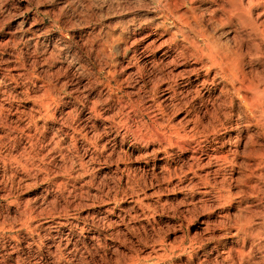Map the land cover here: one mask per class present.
<instances>
[{
	"label": "rangeland",
	"instance_id": "rangeland-1",
	"mask_svg": "<svg viewBox=\"0 0 264 264\" xmlns=\"http://www.w3.org/2000/svg\"><path fill=\"white\" fill-rule=\"evenodd\" d=\"M189 1L0 0V264H264V187L247 197L246 179L236 173L230 183L226 169L219 200L203 199L165 180V165L185 169L182 151L166 157L155 140L134 136L186 127L191 108L200 137L212 110L225 119L220 86L206 113L195 83L178 82L170 97L172 76L191 58L146 46L183 24L175 41L191 51L184 22L231 46L250 79L264 76V2ZM236 134L219 137L221 152L230 155ZM247 150L238 147L235 172ZM247 224L261 239L242 247L231 234Z\"/></svg>",
	"mask_w": 264,
	"mask_h": 264
},
{
	"label": "bare ground",
	"instance_id": "bare-ground-1",
	"mask_svg": "<svg viewBox=\"0 0 264 264\" xmlns=\"http://www.w3.org/2000/svg\"><path fill=\"white\" fill-rule=\"evenodd\" d=\"M258 1L260 4L264 2V0H254V2L257 3ZM250 3L252 2L250 1L249 4ZM190 7L191 6H189V9ZM234 7L236 6L234 5ZM236 10H238V7ZM198 22L199 21H194L193 24H190L189 22L188 23L184 22V24L186 25L185 27L194 35V37L192 36L193 39L191 40V49H192L191 51L185 52L186 49L180 46L175 41V33L181 34L184 30L183 24L176 26L175 32L171 34L169 33L170 35L168 34L169 37L167 36L168 37L167 40L163 41L162 39V42H159L158 45H156V42L158 40L154 38L150 40L146 46L159 48L162 45L168 44L170 45V47L174 48L173 49L167 47L168 52L171 49L173 51L176 50L178 54L177 56L181 60H185L186 57H189L192 60L193 65H189L187 68L184 67L183 69L180 70V72L178 71L177 74H174V76H172L171 78L172 84L168 85L167 87V89L171 92V94L169 93V91L166 92L167 94L166 98L169 96V94L171 95L170 96L171 98L173 97L174 93H176L175 90L173 89V86H177L178 82L182 84L183 88L188 83H195L192 86L195 93L194 95L199 102L200 110L206 113L208 111L207 102L215 94V91L217 90V86H220L218 90L219 94L225 95V97L227 98L226 101L227 104L225 103L227 107V112L226 111L221 112V114L224 115L225 118L224 121L220 120L221 117V116L219 117L220 112H218L215 109L212 110V112L209 113V116L211 117V123L209 124L210 129L208 135L209 134L210 135L208 136L207 134L206 135L204 134V136L202 135V137H200L198 136L199 127H201L202 124L199 126L200 120L198 119L197 113L196 111H193L191 108L188 111H186L185 117L187 119L184 122L186 123L185 125L186 127L183 126L180 128H176L174 126H169L167 132L166 131L161 132L155 129L153 131L150 130L151 132L149 131L150 133L148 134L137 135L138 133L137 134L135 133L134 134L135 139L143 143H146L149 139L155 140L159 145V152L165 155L166 157L169 156L172 148H175L183 152L186 161V167L184 170L181 169L179 170L180 171L179 173H176L174 171V168H170L166 165L163 167V171H165V174L167 176L165 180L170 181L174 177L177 184L180 186L179 187L177 185L179 188L187 189L188 191L196 190V192L200 194L203 197V199L212 198L215 200L216 199L219 200L222 194L220 193V190L217 187L216 180L217 178H219L220 174L223 171L229 169L230 178L229 177L228 178L230 183L235 179L234 175L237 173L238 175H240L241 178L243 177L244 179H246L245 181L246 190L247 188L249 189V193H246L248 194L247 197H257L259 195V192L261 193L262 191L261 187H264V149L262 150L254 149V146L256 145L260 146L259 144H257L255 138L261 137L262 141H264V87H261V85L264 86V76L261 75L262 77L258 78L260 80L256 79L257 81L250 79L246 74L247 72L244 71L242 60L240 59L241 56L239 54H236V51L232 49L231 46L229 47L227 44L224 43L221 44L219 41L212 40L209 36L204 34L205 32L203 33L202 28L200 27ZM216 22L219 23V25H223L225 21L223 19L222 20L219 19L216 20ZM157 25L155 26V29L159 27ZM162 26L163 23L160 24L161 28ZM234 30L235 28L230 31L232 32ZM164 31L166 30H163L162 33L161 32L158 33L159 34L158 37H162L164 35L163 34ZM148 35L149 34L147 33L146 36ZM199 42H202V44H200ZM161 55L165 57L166 52L162 53ZM168 57L169 56H167V58ZM257 57H260L261 60L260 63L261 65H264V54L262 55L259 54ZM198 69L201 70L202 72L201 74L198 73L197 71ZM202 89H204L203 93H201ZM233 106H237L236 107L237 110H234L235 107L233 108ZM250 128H254L256 133L255 135L249 133ZM128 129L129 127L126 124H124L123 132L125 134L129 133ZM233 132L237 133L235 135V140L233 141L234 149L229 152L230 155H227L226 154L227 152H221L222 148L224 147V142H221L222 139L220 141L219 137L222 134H226L227 136L226 138H228L227 141L230 142ZM246 135L248 137L247 141L245 140V138L247 139V137H245ZM209 137H212L213 141L207 145L208 146L207 148H201V143L202 142L208 143L207 140ZM135 139L133 138V140ZM191 143H193L192 146L190 145ZM239 146H241L242 148L246 147V150L247 147H251L249 148V150H247V153H244L245 151L243 152L244 156L240 154L241 158H243V161L241 162L242 163L241 166L242 169H244L243 170L244 172L241 171L235 172L234 170V167H236L235 169H238V163L236 160L239 158V151H240V150L238 151ZM262 148H264V145H262ZM240 193L243 192L240 191ZM243 196L244 197H240L239 200L242 201L245 199V193L243 194ZM26 218L24 219L28 221L29 219ZM240 226L235 228L234 233L231 234L232 235L231 239H234L235 243L236 240L237 242L240 241L241 242L240 244L243 247L245 246L244 244L247 241L249 242V244L251 243L253 245L254 242L257 243L256 241L261 239L260 238L261 233L254 232L253 231L254 229L253 230L251 229L250 224L244 225L243 227ZM229 247L230 246H228V248Z\"/></svg>",
	"mask_w": 264,
	"mask_h": 264
}]
</instances>
